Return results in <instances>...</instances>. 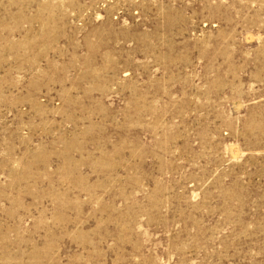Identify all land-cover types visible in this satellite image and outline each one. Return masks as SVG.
I'll return each instance as SVG.
<instances>
[{"label":"rangeland","instance_id":"374dc122","mask_svg":"<svg viewBox=\"0 0 264 264\" xmlns=\"http://www.w3.org/2000/svg\"><path fill=\"white\" fill-rule=\"evenodd\" d=\"M0 264H264V0H0Z\"/></svg>","mask_w":264,"mask_h":264}]
</instances>
